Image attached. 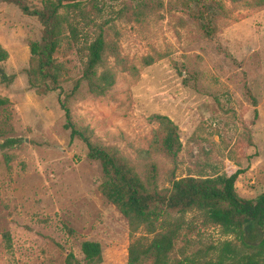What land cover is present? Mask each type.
<instances>
[{"label":"rangeland","instance_id":"1","mask_svg":"<svg viewBox=\"0 0 264 264\" xmlns=\"http://www.w3.org/2000/svg\"><path fill=\"white\" fill-rule=\"evenodd\" d=\"M160 1L161 9L135 20L138 0H96L95 24L138 73L117 72L102 97L81 84L70 105L73 121L88 127L93 141L116 147L142 179L146 163H154L156 191L169 189L172 178L241 170L236 194L256 201L264 193V6L220 0L227 17L217 19L214 36L207 38L181 0ZM29 5L41 7L40 0ZM41 31L36 18L0 3V47L8 54L0 63L6 77L0 76V264H65L69 254L82 261L85 241L100 244L101 264H127L131 241L147 244L153 236L140 231L132 238L126 219L100 194V164L64 130L59 92L40 96L29 89L28 44L38 42ZM148 56L155 63L143 67ZM56 59L68 69L61 84L68 93L84 59L67 40ZM155 114L179 128L182 150L175 163L155 154L146 159L156 129L148 117ZM169 213L180 225L171 262L214 258L225 241L238 247L244 242L251 254L264 239V227L256 223L247 224L237 241L197 213Z\"/></svg>","mask_w":264,"mask_h":264},{"label":"trees","instance_id":"2","mask_svg":"<svg viewBox=\"0 0 264 264\" xmlns=\"http://www.w3.org/2000/svg\"><path fill=\"white\" fill-rule=\"evenodd\" d=\"M34 1L37 0H0V3L18 8L23 15L36 18L42 27L40 40L28 44V67L24 71L28 87L40 96L59 92L58 105L64 115V130L69 132L71 141L78 140L85 145L89 159L100 164L104 175L98 188L100 194L126 219L132 238L140 231L153 236L147 244L139 239L131 241L127 264H258L259 258L264 259L263 239L251 249V254L245 252L244 242L238 247L232 241H225L216 249L214 258L170 261L180 225L179 220L170 221L169 212L176 211L180 216L197 213L206 225L218 227L223 235L241 241L247 224L256 223L264 227V193L256 201L238 197L235 183L243 173L241 170L230 176L172 178L169 189L156 191L152 188L157 173L154 163H146L147 173L142 179L133 163L116 147L93 141V132L88 127L77 125L70 109L81 84L84 83L89 95L102 97L115 85L117 72L136 76L137 68L126 63L117 43L107 40L103 27L95 24L91 14L99 12L96 0H40L41 7L32 9L29 3ZM229 1L233 5L264 6V0L251 3ZM181 4L191 11V16L207 38L214 36L217 19L227 17L225 5L220 0H181ZM161 8L160 0H138V9L133 10L132 15L139 20L147 12ZM92 26L95 27L93 34L90 31ZM64 40L84 59L81 76L74 81L68 93H64L61 87L68 69L56 59ZM7 58L8 54L0 47V63ZM154 63L155 60L149 56L141 59L143 67ZM0 76L6 80L3 73ZM4 102L0 101V105ZM257 116L255 110L254 118ZM148 122L156 129L149 149L144 153L146 159L155 154L175 163L182 150L179 128L168 117L159 114L148 117ZM81 253L82 261L69 254L65 264L102 263V249L97 242H83Z\"/></svg>","mask_w":264,"mask_h":264}]
</instances>
